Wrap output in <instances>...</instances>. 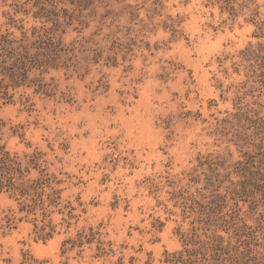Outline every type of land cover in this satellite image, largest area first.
I'll return each mask as SVG.
<instances>
[{"label":"rangeland","instance_id":"1","mask_svg":"<svg viewBox=\"0 0 264 264\" xmlns=\"http://www.w3.org/2000/svg\"><path fill=\"white\" fill-rule=\"evenodd\" d=\"M0 155V264H264V0H0Z\"/></svg>","mask_w":264,"mask_h":264},{"label":"trees","instance_id":"2","mask_svg":"<svg viewBox=\"0 0 264 264\" xmlns=\"http://www.w3.org/2000/svg\"><path fill=\"white\" fill-rule=\"evenodd\" d=\"M6 157H4V155H0V186H2L3 183H7V185L11 184V176H9V174L11 173V166L6 162ZM22 191H24V188L22 189ZM217 247L212 248V254L209 257V259L206 257V253L203 252V258L207 259V264H224L223 263V259L220 258L221 253H217L216 252ZM212 260V261H210Z\"/></svg>","mask_w":264,"mask_h":264}]
</instances>
